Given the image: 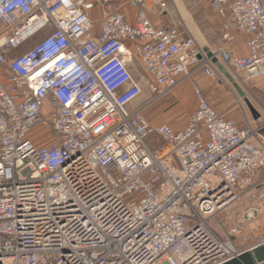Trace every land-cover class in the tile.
Instances as JSON below:
<instances>
[{
    "label": "built area",
    "instance_id": "1",
    "mask_svg": "<svg viewBox=\"0 0 264 264\" xmlns=\"http://www.w3.org/2000/svg\"><path fill=\"white\" fill-rule=\"evenodd\" d=\"M201 1L224 20L226 46L157 25L148 0H0V264H221L243 252L211 220L247 194L264 199L252 179L264 122L240 125L194 80L184 127L154 126L147 113L198 71L229 74L236 90L264 81V1ZM168 9L160 0L157 12ZM237 33L248 54L230 48ZM143 78L153 96L136 104ZM46 123L57 137L48 145L34 135ZM260 213L245 207L243 218Z\"/></svg>",
    "mask_w": 264,
    "mask_h": 264
},
{
    "label": "rangeland",
    "instance_id": "2",
    "mask_svg": "<svg viewBox=\"0 0 264 264\" xmlns=\"http://www.w3.org/2000/svg\"><path fill=\"white\" fill-rule=\"evenodd\" d=\"M164 1L168 2V4L171 3L169 4V6L175 11L174 17L172 19L167 20V24L172 23L173 25L179 26L184 35H192L193 37L198 38L200 40V44L204 47H208L210 50H216L222 46L227 45L224 39H222L221 29L212 26V19L217 18H215L214 15L208 13V5L206 3L202 2L201 0ZM220 19V22L223 25L224 20L222 19V17H220ZM210 23L211 25H209ZM41 38L42 37L39 36L38 38L32 39L28 43L24 44L23 47L19 48L16 53L24 54V52L35 46L36 43L41 40ZM229 76L230 75H216L212 77H207L208 80L212 82V84L214 83L217 86L221 85L220 87H222L227 92V96H229L230 99L229 102H231L229 107H233L234 111H237V109L242 108L248 111V100L253 104V106H255L256 110H261V105L264 104L263 79L258 77L256 79L247 80L245 84V91L248 99H245L244 97L239 95L234 82H231ZM242 79L243 78L239 79L238 81L243 82ZM142 84L144 86V91L139 100L136 102V104H141L142 102L148 101L153 96V91L149 80L147 78H143ZM180 84L176 86L168 95L163 97V99L155 102V104L147 111L148 116L154 126L161 123H166L161 120V113L158 111L161 105H168L167 109H173V111L175 112L173 113V122H171V124H167L172 125L176 128L184 127L189 115L192 113V111L197 108L198 97H196L194 86V91L192 93L190 89L186 90L185 87ZM192 94L194 95L193 97H195L194 99L192 97ZM188 107H190V110H187L186 112L188 113L185 114L184 110ZM218 109L222 108L218 107ZM245 117L246 118L243 117L242 122H237L243 125V123L249 120V122L253 124L255 128L259 127L264 122V117L261 119L257 118V120L253 119L252 117L249 118L247 115H245ZM44 131L46 132L48 139L42 140V144L48 145L56 141V134L54 130H52V127L49 123L42 124L41 126L37 127L34 130V135H41ZM146 142H148V144L153 150H158L159 148L165 146V141H163V139L157 133L149 134L146 137ZM252 179L253 181H258L259 179H261L259 181V187H257L256 190V195L258 196L259 193L264 194V168L257 171L253 175ZM245 207H256L259 209L261 208V218L257 219L256 221H252L246 218L244 219L243 213L245 212ZM231 212L232 214L231 216H229L226 212L222 211L217 215V217L211 220V226L215 228L216 232L224 240L233 241L239 251H245L247 248L258 245L259 243L264 241V235L259 237L261 233H264L263 198L257 199L252 197L251 194H247L244 198V204H242L241 201L237 202L233 206ZM236 226L241 229L242 233H235V235L231 236L229 232Z\"/></svg>",
    "mask_w": 264,
    "mask_h": 264
},
{
    "label": "crops",
    "instance_id": "3",
    "mask_svg": "<svg viewBox=\"0 0 264 264\" xmlns=\"http://www.w3.org/2000/svg\"><path fill=\"white\" fill-rule=\"evenodd\" d=\"M160 0H148V12L150 13V16L152 18V20L157 24V25H163V26H168V25H173L172 23H166L167 20L172 19L174 17V10L173 8L171 9V7L169 6V9L167 11V13L164 14H160L159 12H157V6ZM264 1V0H263ZM174 2V1H173ZM171 4V3H169ZM207 10L209 14L214 15L215 18L217 19H212L211 23L213 27L219 28L221 29L222 24H221V19L220 17L213 11L211 10L208 6H207ZM129 11L132 13L133 10L129 9ZM174 20V19H173ZM211 23L209 25H211ZM215 23V25H214ZM184 37H188L189 35H184ZM196 40H198V42L200 43V40L196 37H194ZM236 40L234 41V43L232 44V46L230 48H232L234 50V52L237 55H241V54H248V35L244 34V33H240V34H236ZM196 81L197 83H199V85L201 86L203 93L205 95V97H207V99L210 101V103L212 105H214L217 109L218 107H221L222 109H218L219 111H223L226 113L227 116H230L232 118H234L236 121L238 122H242L243 117H245V115H247L249 118L252 117L253 119H255V115L253 114L252 110L247 109L248 111L242 109H237V111L233 110V107H229L230 103L229 102V96H227V92L220 86L215 85L214 83L212 84V82H210L208 80V77L204 74L203 71H198L195 74H193V76L190 77H185L180 83V85H183L185 87L186 90L190 89L193 93V83L192 81ZM194 95L192 94V97ZM195 97H193L194 99ZM248 104V102H247ZM168 105H161L158 109V111L161 113V120H163L166 123L171 124V122H173V113H175L173 111V109L168 110L167 107ZM187 110H190V107H188L187 109L184 110L185 114L188 113L186 112ZM242 125V124H240ZM167 149V146H163L161 148L158 149V151H160L161 153L163 151H165ZM157 151V150H156ZM261 179H259L258 181L256 180L255 182H259ZM259 209V208H258ZM259 211L261 212V208L259 209ZM262 213V212H261ZM261 213L260 216L257 219L261 218ZM262 220V219H261ZM263 223V222H262ZM258 229V228H257ZM256 229V230H257ZM253 231V230H252ZM255 231V230H254ZM264 233L260 234V236H263ZM264 264V263H262Z\"/></svg>",
    "mask_w": 264,
    "mask_h": 264
},
{
    "label": "water",
    "instance_id": "4",
    "mask_svg": "<svg viewBox=\"0 0 264 264\" xmlns=\"http://www.w3.org/2000/svg\"><path fill=\"white\" fill-rule=\"evenodd\" d=\"M217 61V59H214ZM219 68L222 69L223 72H227L226 68H224L220 63H218ZM228 74V73H226ZM229 75V74H228ZM237 90L239 94L244 95L243 89L237 85ZM248 106L250 110H252L253 114L257 118L259 116V111L255 109L253 104L248 100ZM264 263V242H261L258 245L247 248L245 251L238 254V256L233 257L232 259L225 261L221 264H262Z\"/></svg>",
    "mask_w": 264,
    "mask_h": 264
},
{
    "label": "bare ground",
    "instance_id": "5",
    "mask_svg": "<svg viewBox=\"0 0 264 264\" xmlns=\"http://www.w3.org/2000/svg\"><path fill=\"white\" fill-rule=\"evenodd\" d=\"M243 90L245 91V89H244V87H243ZM246 93V92H245ZM244 98H248V97H246V95H245V97ZM255 107V106H254Z\"/></svg>",
    "mask_w": 264,
    "mask_h": 264
}]
</instances>
